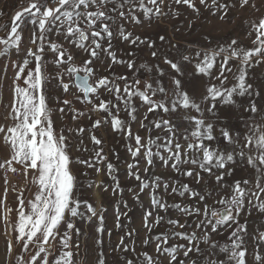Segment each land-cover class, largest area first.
<instances>
[{
	"label": "snow or ice",
	"instance_id": "6c2138e0",
	"mask_svg": "<svg viewBox=\"0 0 264 264\" xmlns=\"http://www.w3.org/2000/svg\"><path fill=\"white\" fill-rule=\"evenodd\" d=\"M198 4L215 9L213 15L222 10L221 20L237 5L259 11L255 0ZM181 7L200 13L197 0H27L8 23L0 24V30H6L0 36V58L7 61L0 72L5 80L8 69L13 72L10 99L0 117V145L7 151L0 160L5 171L0 220L7 264H78L80 245L73 242L81 232L77 218L95 222L93 242L100 245L94 249L95 264H264V224L249 230L253 214L264 218V85L250 82L249 71L264 64V15L249 23L251 47L232 39L227 46L195 50L194 55L185 54L165 35L158 40L167 41L175 55L129 30V25L178 17ZM26 18L31 33L25 48ZM143 47L148 60L140 63ZM47 53L55 71H47ZM193 60L191 74L209 77L199 94L186 88ZM139 69L145 71L137 75ZM50 82L65 95L77 89L71 100L55 97L56 110L61 116L71 114L76 128L56 131ZM74 102L85 107L76 108ZM95 113L102 115L93 118ZM81 118L87 119V126L79 123ZM105 124L130 153L132 162L125 172L137 185L127 191L142 209L140 228L127 223L132 209L123 199L118 167L96 134ZM133 124H138L135 131ZM66 132L78 138V152L89 151L83 139L87 133L93 146L87 158L72 155ZM74 164L98 175L103 172L114 185L113 194L121 197L115 202L114 228L122 235L111 253L103 247L104 234H113L106 226L107 210L77 195L81 186ZM15 165L26 177L32 173L37 190L26 202L23 188H11L17 201L13 222V209L6 207V174L18 172ZM157 167L166 171H152ZM238 171L247 175L237 177ZM144 193L147 207L141 200ZM174 196L181 199L170 203ZM225 233L227 243L213 239Z\"/></svg>",
	"mask_w": 264,
	"mask_h": 264
},
{
	"label": "rangeland",
	"instance_id": "374dc122",
	"mask_svg": "<svg viewBox=\"0 0 264 264\" xmlns=\"http://www.w3.org/2000/svg\"><path fill=\"white\" fill-rule=\"evenodd\" d=\"M220 3H225L226 0H219ZM210 3V0H209ZM257 8H244L240 9L239 5L235 8L229 10L225 19L221 20L220 16L223 15V11L221 10L218 14L213 15L212 12L216 11L212 9L211 11L206 10L203 6L198 4L197 6L200 7V13L196 14L193 13L191 10L187 9L186 7H181L180 12L181 15L178 17H171L168 16L160 21H153L150 25L145 22L142 25H129V30L133 31L134 34L140 35L141 38L150 37L151 39L156 41L157 46L163 47L164 49L171 51L173 55H175V50L168 49L167 41L160 42L158 40V35H165L168 40H171L173 43L179 45L181 51H184L185 54L194 55L195 50H213L218 48L219 46H227L228 43L232 39H236L239 44L245 47H251V39L253 37H248L247 33L249 31V23L253 20H256L259 16L264 15V0H255ZM27 6V0H0V12L4 13L3 16H0V24H5L10 21L11 15L14 11L18 10L19 7ZM191 25V26H190ZM24 27V41L23 46L26 48L29 46V35L31 33V25H30V18H26ZM6 30H0V36H5ZM117 47H123L117 42ZM139 56L142 57L140 63H145L148 60V49L143 47L140 52L138 53ZM12 59H15L13 56ZM52 59L51 53H47L46 55V63L49 64L47 71H55L50 66V61ZM7 61L3 58H0V67ZM195 60H193V64L189 65V75L186 77V88L192 92L199 94L204 90L205 84L209 82V77L203 75H196L193 76L191 74L193 65L195 64ZM79 63V58L77 60ZM97 66L101 67L103 71V66L99 65L97 62ZM117 71H125L123 68H117ZM145 69H139L137 75L140 72H144ZM250 75L252 77L251 81L255 86L259 87L264 85V64L255 65L252 69L249 70ZM13 75L12 69L9 68L7 71L8 79H4V73L0 72V100H2V104H0V117L4 114V107L10 99L9 92H8V85L11 83V77ZM215 82V81H212ZM78 94L77 89L72 87L71 92L68 95L63 94L57 88L54 82H50V107L53 109V120L54 126L56 131H59L62 128H76L77 122L71 119V114H65L61 116V114L56 110L59 105L55 99L57 95L60 96L61 99H73V95ZM74 106L76 108H83L85 107L81 103L74 102ZM143 111V109H141ZM102 115L101 113L93 114V118H97L98 116ZM123 115V113H122ZM3 119H0V123H3ZM79 123L81 125H88V121L86 118H81ZM138 129V124H133V130L135 131ZM69 136V141L72 144L71 153L74 157L79 156L82 158H87L89 154L93 150L92 144L89 142L87 133L84 134V144L88 148V152H78L76 147L79 145V140L75 135L65 133ZM97 136L103 140V147L105 150V154L108 156V159L117 165L118 172L115 174L118 175L121 186L125 189L123 193V199L129 200V208L132 209L130 215L131 220L127 223H130L134 228H140L141 225V216H142V209L139 205L133 204L131 198L128 194L127 189L129 187L135 188L137 182L134 179H129L126 176L125 166L127 163L132 162L130 157V153H128L125 149V141L116 133H113L110 127L105 124L96 132ZM143 135V132H141ZM115 153L119 154V158ZM7 155V151L3 145H0V159L4 158ZM15 167L20 169L19 165H15ZM143 164L141 165V168ZM22 170V169H21ZM73 171L77 174L78 177V185H80V189L77 192V195H82L89 200L93 206L99 207L102 205L106 211V226L108 229H112L113 234L111 237L104 234V250L106 253H111V246L115 244L118 240V237L122 235L121 230L114 228V210H115V202L120 199L121 197L118 195L113 194L111 188L114 187L111 179L107 177L103 172L99 175L96 174L93 170L83 169L79 165H73ZM87 171V177L81 176L80 173ZM152 171L154 172H161L166 171L160 168H153ZM237 177L247 175L244 172H237ZM4 174L3 169H0V197L3 196L4 193ZM149 179L151 177H148ZM184 182H189V178H182ZM103 181V186L100 185V182ZM92 184V188H88V185ZM12 184H9V192L7 195L6 200V207H10L13 211L10 214L11 220L14 222L16 219V195H14L11 191ZM107 188L108 190H105ZM37 190V186L33 183L32 180V173L29 172L27 176V184L24 189V198L27 200L31 199L33 193ZM173 199L179 200V197H172L169 198V202L171 203ZM141 200L143 205L147 207L148 205V195L147 193L141 194ZM3 211V209H0ZM81 211H85L82 207ZM174 215V213H173ZM124 219L123 217L121 218ZM77 226L81 229L79 235L73 236V242H78L80 245V256L78 259V264H95V257L96 252L94 249H98L100 245H94L93 236H94V228L95 222L92 223L87 222L86 220H81L77 218L76 220ZM264 224V218H258L255 214L250 218V226L249 230L251 231L253 228H259L260 225ZM127 229H125L126 231ZM4 223L0 220V264H7V256L5 253V241H4ZM141 238L144 236V232L141 231ZM213 239L218 240L219 243H227V234L225 233L223 236H213ZM138 250H140L139 245L137 246ZM152 252V248L145 249ZM17 252L19 249L17 248ZM15 256V253H14ZM13 256V261H14ZM108 260L111 262L112 256L108 255Z\"/></svg>",
	"mask_w": 264,
	"mask_h": 264
},
{
	"label": "built area",
	"instance_id": "2783aa9c",
	"mask_svg": "<svg viewBox=\"0 0 264 264\" xmlns=\"http://www.w3.org/2000/svg\"><path fill=\"white\" fill-rule=\"evenodd\" d=\"M3 174L5 176L4 170ZM6 175L10 185L12 184V186L16 187L18 190L21 188L25 189V186L27 184V177L24 175L23 170L19 169L16 173L9 171ZM13 194L15 195V193Z\"/></svg>",
	"mask_w": 264,
	"mask_h": 264
},
{
	"label": "crops",
	"instance_id": "0c3cea01",
	"mask_svg": "<svg viewBox=\"0 0 264 264\" xmlns=\"http://www.w3.org/2000/svg\"><path fill=\"white\" fill-rule=\"evenodd\" d=\"M0 160H3L2 158Z\"/></svg>",
	"mask_w": 264,
	"mask_h": 264
}]
</instances>
